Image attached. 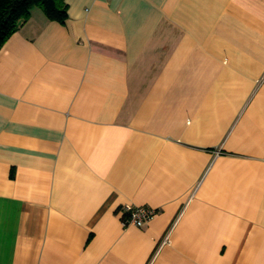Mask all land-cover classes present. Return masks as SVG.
<instances>
[{
	"label": "crops",
	"instance_id": "0c3cea01",
	"mask_svg": "<svg viewBox=\"0 0 264 264\" xmlns=\"http://www.w3.org/2000/svg\"><path fill=\"white\" fill-rule=\"evenodd\" d=\"M64 3L0 47V264H264V0Z\"/></svg>",
	"mask_w": 264,
	"mask_h": 264
},
{
	"label": "trees",
	"instance_id": "16d2710c",
	"mask_svg": "<svg viewBox=\"0 0 264 264\" xmlns=\"http://www.w3.org/2000/svg\"><path fill=\"white\" fill-rule=\"evenodd\" d=\"M39 8L48 19L64 22V0H0V47L16 30L18 22L28 18L31 8Z\"/></svg>",
	"mask_w": 264,
	"mask_h": 264
},
{
	"label": "built area",
	"instance_id": "2783aa9c",
	"mask_svg": "<svg viewBox=\"0 0 264 264\" xmlns=\"http://www.w3.org/2000/svg\"><path fill=\"white\" fill-rule=\"evenodd\" d=\"M124 217L122 218V226H136L143 227L146 225L155 215V210L150 207L145 206H125L123 208ZM169 232L165 237V241H167Z\"/></svg>",
	"mask_w": 264,
	"mask_h": 264
}]
</instances>
